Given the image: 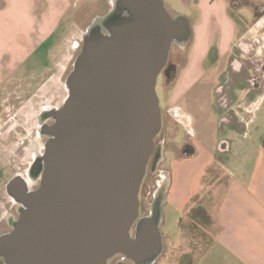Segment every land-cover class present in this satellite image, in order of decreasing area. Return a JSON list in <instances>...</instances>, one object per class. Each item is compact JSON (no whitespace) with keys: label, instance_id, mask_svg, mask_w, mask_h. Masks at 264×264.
Wrapping results in <instances>:
<instances>
[{"label":"water","instance_id":"1","mask_svg":"<svg viewBox=\"0 0 264 264\" xmlns=\"http://www.w3.org/2000/svg\"><path fill=\"white\" fill-rule=\"evenodd\" d=\"M106 33H103L105 32ZM191 37L163 0H115L82 36L29 189L6 192L17 218L0 235V264H152L162 251L160 202L139 217V191L161 130L156 81L171 45Z\"/></svg>","mask_w":264,"mask_h":264},{"label":"crops","instance_id":"2","mask_svg":"<svg viewBox=\"0 0 264 264\" xmlns=\"http://www.w3.org/2000/svg\"><path fill=\"white\" fill-rule=\"evenodd\" d=\"M164 5L175 17L183 15L187 18L191 37L188 49L177 47L172 53L174 58L169 65L173 67L171 77L174 79L166 92L173 89L167 101L165 98L163 103L159 102L177 113L176 116L171 115L175 121L186 117L187 124L196 125L199 132V116L183 99L212 71L213 61L205 55L213 43L207 33L209 25L218 28L216 45L219 53L222 51L225 57H229L228 63L235 56V47L240 46V43H233L239 29L236 24L232 28L229 21H220L217 17V13L224 16L223 11L228 10L220 0H164ZM71 7V0H0V235L10 230L19 209V204L6 192L8 182L20 176L28 188L34 183L21 173L6 176L1 168L4 165L9 169L12 165H21L27 173L36 152L40 155L43 151L47 140L43 131L52 123L50 112L61 107L67 96L65 80L77 55L62 53L64 62L72 60L70 68L65 76L60 77L59 69L57 76L52 77L53 60L58 53L55 51L58 42L52 43V38ZM181 8L185 10L183 12L192 13L184 15L176 10ZM255 24L260 27L262 21ZM224 26L227 33L222 32ZM259 39L262 45L258 54L264 58V38ZM180 52L186 54L184 65L175 60ZM204 62L210 67L202 74ZM37 78H43L49 86L62 88L65 92L61 102L51 105V100L43 97L45 93L37 95ZM161 83L165 89L167 85L163 77ZM254 89L251 101L246 104L233 98L236 93H231L225 103L215 95L212 108L217 122L214 123L212 117L208 121L209 124L212 122L207 138L211 152L205 156V163L175 174L176 183L170 180L169 175V182L156 193L155 199L160 202L159 231L163 251H170L178 245L175 240L181 230L192 229V224L209 226V244L183 264H264V87ZM4 94L8 99L2 105ZM37 96L43 97L38 104ZM21 102L26 108L22 112ZM35 128L39 131L33 133ZM194 143L184 144L187 149L182 147L181 155L195 157L198 151ZM192 209L202 210L204 216L195 214L191 218ZM181 216H186L182 226L179 225ZM198 219L203 220L199 223ZM171 223L174 224L170 226ZM166 225L167 229L163 231Z\"/></svg>","mask_w":264,"mask_h":264},{"label":"rangeland","instance_id":"3","mask_svg":"<svg viewBox=\"0 0 264 264\" xmlns=\"http://www.w3.org/2000/svg\"><path fill=\"white\" fill-rule=\"evenodd\" d=\"M72 1V7L71 10L68 12V14L63 19L58 31L56 32L55 36L52 38V43L57 40L58 47L55 50L58 52L54 56L53 65H52V71L53 76L56 77L59 69L60 77L65 76L67 71L70 68L71 61L64 62L62 57V53H68L71 56H76L79 53L80 46L82 43V36L84 33H86L87 29L102 21V19L108 14L112 8L115 0H71ZM164 1V0H163ZM223 1L227 7L228 10H224V16L220 15V13H217V17L220 21H226L231 24L232 28H235V22L233 17L231 16V1L232 0H220ZM235 1V0H234ZM257 5H263L264 6V0H252ZM165 6V5H164ZM179 12L183 13L184 15H189V13H192L191 11H185L184 9H176ZM230 10V11H229ZM167 13L171 17H175L172 12L168 11L166 9ZM229 11V12H228ZM233 13L238 18V24L237 28L239 29L237 31V34H235V39L233 40L234 44L236 42V45L239 43L242 46H253L252 51L241 50L238 46L235 47V56L229 62V57H225L223 55L222 51H220L217 48L216 45V37H217V27L213 26L212 24L209 25V30L207 31L209 39L213 41L212 46H210L206 52V57L213 61L212 63V71L206 76L205 81H202L198 87H196L193 91H191L188 95L185 96L184 103H186L187 106H190L194 108V112L197 113L199 116V120H197V123L200 121L199 126L200 130L199 132L196 130V125H188L187 118L181 120V121H175L172 114H166V121L163 122V131L160 133L158 137L155 138V144L158 142H162V151H163V157L160 160L159 164L157 165L158 168L163 169L159 171L157 169L156 173L154 175H147L144 181V190L139 195V199L141 201V210H140V216L145 215L152 206L154 199L156 197V193H158V189L164 187V184L169 182V175L170 180L176 183L175 174H178L180 172H186L188 170H192V168L198 165H202L205 163L206 159L205 156L210 153V140L207 139L209 137V133L212 128H210L212 122L210 124L208 123L210 117H212V120L214 123H216L217 118L215 117V110L214 108V99L215 95L217 98L220 97V93H223L224 91H231L233 94L236 93V95L233 96V98H236L239 102L240 99L243 101L244 104L248 103V99L245 100L247 88L250 89V84L248 82L249 77V68L253 70H256L257 68L255 66H259L257 70L261 71L262 75H264V58H261V55L258 54L259 52V46L262 45V41L259 39L260 37L264 38V17L262 19V25L260 27H257V25L254 23V15L252 11L249 8L246 7H239L237 10H234ZM190 17V16H189ZM224 17V18H222ZM261 23V22H259ZM226 27H223L224 33H227L228 31H225ZM103 33H106L103 32ZM234 38V36H233ZM239 39H241L239 41ZM77 48H76V46ZM188 43L185 45H180L177 43H173L169 49V55L167 59V64H170V60L173 59V54L177 47L187 48L188 49ZM231 51V48H230ZM248 52V53H247ZM178 59H175L177 62L179 61L180 65H184L186 54L185 53H179ZM264 54V52H263ZM252 60H256L254 63ZM259 60V61H258ZM262 60V61H260ZM208 62V61H207ZM261 62V63H260ZM209 63V62H208ZM208 63L202 64V70L203 73L208 70ZM262 65V68L260 66ZM237 69L240 72H237ZM261 69V70H260ZM203 78V77H202ZM43 78H37L36 79V87L38 89L37 95L41 96L40 94H44L43 97H46L47 99L51 100V105L58 103L64 94V90L62 88H56L54 86L47 85ZM44 83V84H43ZM257 85H259V82H256ZM262 85V84H261ZM161 83V78L158 77L156 81V94L161 103L164 102V99L166 98V101L168 100V97L170 96V93L172 92V89L168 90L171 87V84H167V86H164ZM169 87V88H168ZM45 88V89H43ZM262 88V87H261ZM217 90H219L217 92ZM238 91L242 92L241 94ZM170 92V93H169ZM249 92V91H248ZM231 96V94H229ZM43 97L36 98L37 104L41 100H43ZM239 97V99H238ZM8 99V95L4 94L3 99L1 100L2 105H5V101ZM252 99V94H250L249 101ZM22 101V100H21ZM231 101V100H230ZM61 102V101H60ZM23 103H20L21 112L23 110H26L25 107L22 105ZM211 104V105H210ZM213 104V108H212ZM36 105V104H35ZM1 110V107H0ZM165 110V109H164ZM191 112V110H190ZM191 115L193 116V113L191 112ZM165 122H167V125L165 126ZM32 123V122H31ZM31 123L29 125L31 126ZM22 131V130H21ZM39 131V129L35 128L33 130L34 132ZM46 137V136H45ZM45 137H43L45 139ZM192 141L195 143L193 144L198 154L195 157H184L181 155L180 150L182 149L184 144H192ZM206 153V154H205ZM30 158V156H29ZM150 167L153 166L152 163L149 164ZM24 166H18V165H12V168L9 169L7 166H2L1 172L2 174L5 172L6 176L13 175L15 173H21L24 174L26 180H30L28 177V174L24 172ZM26 173V174H25ZM160 173V174H159ZM161 177L163 179H161ZM205 177H209L205 175ZM163 182V183H162ZM202 183H205V180H202ZM38 186V180H35L34 183L29 184V189H36ZM196 215L199 216L201 212H196ZM168 215H170L168 213ZM202 215V214H201ZM173 214H171V222L173 221ZM200 218V217H199ZM170 219V218H169ZM199 223L201 221L198 219ZM186 221V216H181L179 220V225H183V223ZM169 222L167 221V225ZM174 224V223H173ZM172 223L170 224L173 225ZM166 227H163V231L167 229ZM1 227V226H0ZM5 227V226H4ZM210 229L209 226H196L192 224V229H183L181 230V233L178 236V239L175 240V242L178 245H175L172 250L165 249L163 251V244H162V252L161 257L154 262V264H183L186 263L188 259L193 258L196 254H199L203 248H205L210 241ZM169 263H167V261ZM122 264H128V263H122Z\"/></svg>","mask_w":264,"mask_h":264},{"label":"flooded vegetation","instance_id":"4","mask_svg":"<svg viewBox=\"0 0 264 264\" xmlns=\"http://www.w3.org/2000/svg\"><path fill=\"white\" fill-rule=\"evenodd\" d=\"M76 46V45H75ZM77 48V46H76ZM239 48L241 50H244L246 52L247 51H252L253 50V46L251 45L250 48L249 46H242L240 44ZM248 53V52H247ZM256 60H252V62L254 63ZM259 61V60H258ZM262 61V60H260ZM263 62V61H262ZM261 63V62H260ZM257 69L258 67L255 66ZM260 68H262V65L260 66ZM253 70L249 68V79H248V82H249V86H250V89L247 88V92L245 93L246 96H245V100L248 99L247 102H249V97H250V94H252V92H254L253 90H255L254 88H257V87H264V81L262 80V73L261 71L259 70ZM264 69V67L262 68ZM261 70V69H260ZM237 72H239L238 74H240L241 71H239L237 69ZM174 73V70H173V67H171L169 64H167L166 62V65L165 67L163 68V70L160 72L159 76L158 77H163L165 79V83L166 85L167 84H170L172 82V80L174 79L173 77H171V75ZM256 82H259V85H257ZM262 84V85H261ZM249 91V92H248ZM232 92L227 90V91H224L223 93H220V97H219V100H221V103H225V102H228L230 97L229 94H231ZM159 107H160V113H161V129H162V126H163V119H165V113L166 114H173L174 116L177 115V113L175 111H169L167 108H165V105L161 106L160 102H159ZM165 109V110H164ZM161 133V130L160 132L158 133V135L156 137H158ZM40 135V134H39ZM41 136V135H40ZM155 137V138H156ZM155 138H154V149H153V152H152V155L148 161V164H147V167H146V172H145V176L143 178V181H142V184H141V187H140V191H139V195L141 194V192L144 190V181H145V178L147 175H154L158 169L157 165L159 164L160 160L162 159L163 157V153H162V142H158L157 144H155ZM187 149V147H183V150ZM38 154L36 152V156L33 160V164L28 168V171H27V174H28V177L30 180H33V176L35 175V172H36V164H37V158H38ZM150 163H152L153 166L150 167ZM37 188V187H36ZM141 201L139 199V211L141 210ZM152 207V206H151ZM151 207H150V210L151 211ZM149 211L143 215V216H146ZM140 214V212H139ZM143 216H140L139 217H143ZM162 252V251H161ZM161 255V253H160ZM159 255V256H160ZM158 256V258H159ZM161 257V256H160ZM157 258V259H158ZM156 259V260H157ZM155 260V261H156ZM154 261V262H155ZM128 263V264H133L131 261L127 260L124 256L122 255H115L113 256L112 258L108 259L107 260V264H122V263ZM154 262L152 264H154Z\"/></svg>","mask_w":264,"mask_h":264},{"label":"trees","instance_id":"5","mask_svg":"<svg viewBox=\"0 0 264 264\" xmlns=\"http://www.w3.org/2000/svg\"><path fill=\"white\" fill-rule=\"evenodd\" d=\"M239 7H246L252 11V13L254 15V23H259L262 21V19L264 17V6L263 5H257L252 0H235V1L232 0L231 5H230L231 11L230 10L229 11H230L231 16L233 17L236 25L238 24V18L235 16L233 11L237 10ZM196 212H202L203 213L202 210L192 209L190 211L191 218L195 217L194 215ZM203 216L204 215H202V217Z\"/></svg>","mask_w":264,"mask_h":264}]
</instances>
